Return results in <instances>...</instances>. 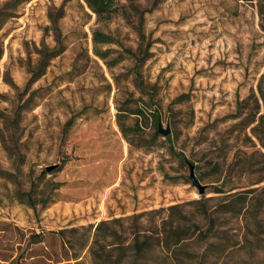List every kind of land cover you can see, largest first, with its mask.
Returning <instances> with one entry per match:
<instances>
[{"label": "rangeland", "instance_id": "374dc122", "mask_svg": "<svg viewBox=\"0 0 264 264\" xmlns=\"http://www.w3.org/2000/svg\"><path fill=\"white\" fill-rule=\"evenodd\" d=\"M118 1V14L99 19L85 0H0V225L40 232L168 215L201 197L192 167L207 197L262 185L257 1ZM95 31L114 42L96 44ZM137 109L158 112L156 126H137ZM28 192L46 203L23 202Z\"/></svg>", "mask_w": 264, "mask_h": 264}, {"label": "trees", "instance_id": "16d2710c", "mask_svg": "<svg viewBox=\"0 0 264 264\" xmlns=\"http://www.w3.org/2000/svg\"><path fill=\"white\" fill-rule=\"evenodd\" d=\"M256 1L264 21V0ZM85 2L99 19H110L122 9L118 0ZM94 41L112 43L114 37L95 31ZM95 51L106 58L104 51ZM133 55L136 67L142 65L143 51ZM258 90L264 101L263 87ZM246 103V98L238 101L235 118L241 116ZM133 113L138 116L137 126L141 119H151L156 126L159 119L155 111L137 109ZM173 153L184 160L182 153ZM243 159L240 156L232 161L228 170L242 169L238 166ZM256 182L262 185L231 193L216 187L217 195L203 193L198 199L173 205L168 210L176 211L168 215L159 209L40 232H23L14 222H1L0 264H264V178ZM32 193H23L27 199L22 201L32 206L46 203ZM5 238L9 241L4 242Z\"/></svg>", "mask_w": 264, "mask_h": 264}, {"label": "water", "instance_id": "95a60500", "mask_svg": "<svg viewBox=\"0 0 264 264\" xmlns=\"http://www.w3.org/2000/svg\"><path fill=\"white\" fill-rule=\"evenodd\" d=\"M158 132L162 133L163 135H168L171 132V127L167 126L165 128L163 126L162 122H159V124H158ZM190 177H191V180H192L193 184L198 187L199 193L203 194L205 192V185H202L201 182L196 178V176L193 173V167H192V172H191Z\"/></svg>", "mask_w": 264, "mask_h": 264}]
</instances>
